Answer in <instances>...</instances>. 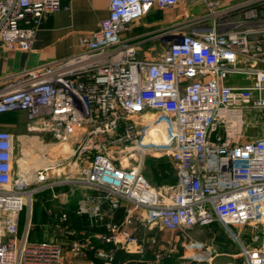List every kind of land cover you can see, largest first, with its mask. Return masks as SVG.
<instances>
[{"label": "built area", "instance_id": "2783aa9c", "mask_svg": "<svg viewBox=\"0 0 264 264\" xmlns=\"http://www.w3.org/2000/svg\"><path fill=\"white\" fill-rule=\"evenodd\" d=\"M67 1L0 0V45L31 51L43 20ZM186 2L203 12L161 34L162 53L141 57L145 40L129 37L127 27L155 6ZM109 13L80 38L79 53L24 69L0 89V116L24 113L28 132L50 133L66 151L16 177V137L0 128V264H67L63 244L19 235L27 201L58 187L82 192L77 215L106 228L99 238L113 248L99 257L109 264L119 250L164 264L178 252L164 234L214 224L238 242L241 264H264V137L243 132L245 110H264V0H110ZM154 152L170 156L176 186L156 188L146 176ZM120 209L122 224L106 221ZM58 219L76 236L67 213ZM249 229L251 246L241 240ZM70 250L84 255L79 240Z\"/></svg>", "mask_w": 264, "mask_h": 264}, {"label": "crops", "instance_id": "0c3cea01", "mask_svg": "<svg viewBox=\"0 0 264 264\" xmlns=\"http://www.w3.org/2000/svg\"><path fill=\"white\" fill-rule=\"evenodd\" d=\"M241 1L243 0H225V4L234 5ZM64 5L65 8L62 11L43 20L36 34L31 51H7L0 45V89L4 87L5 83L11 77L24 69L36 68L54 61L69 58L79 53L81 51L79 45L80 38L83 35L96 32L100 22L108 18L110 14V0H71L65 2ZM199 6H201L199 3L192 6L195 12L197 10L196 14L203 12V10L200 12ZM165 29L167 27H162L159 31ZM133 35H135L134 32H131L128 36H138ZM147 42L145 40L144 44ZM22 115L26 117L24 113L1 115L0 128L11 133L13 132L16 136H18L17 132L24 131L27 133L28 123L21 125L15 124L14 126L8 123H2L6 122L8 116L16 118ZM17 150L15 164L16 175H19L22 170L26 169L27 162L34 153H36V158L39 157L36 161L39 168L56 163L66 154L65 149L60 145H56L51 138L50 146L46 147L41 144L32 145L29 141L22 140ZM53 192L59 194V199L55 200L52 198ZM34 196L36 199L30 207L29 213L26 215L22 213L20 215L19 235L21 237L28 232V239L30 241L41 242L50 239L53 242L63 244L66 249L65 261L67 264H90L92 262L95 264H109L106 259L99 257V252H109L113 248L112 245L103 243L99 238V234L106 231V228H92L88 216H79L76 213L82 192L78 191L73 193L69 187H58L54 190L45 189ZM50 209L53 211V216H50ZM62 212L69 215L70 226L77 232L74 239L66 236L62 229V224L58 219ZM115 213L106 215V221L115 223ZM4 221L5 217L3 216L2 222ZM2 225L0 224V230ZM74 240H79L82 246L84 255L80 258H74L71 254V243ZM149 259L150 255L141 257L119 250L116 252L112 264H116V261H119V264H147ZM238 259V264H241V259ZM175 260L177 259L169 260L164 264H183ZM193 262L195 261H191L190 264H209ZM234 262L228 254L220 252L213 257L210 264H233Z\"/></svg>", "mask_w": 264, "mask_h": 264}, {"label": "rangeland", "instance_id": "374dc122", "mask_svg": "<svg viewBox=\"0 0 264 264\" xmlns=\"http://www.w3.org/2000/svg\"><path fill=\"white\" fill-rule=\"evenodd\" d=\"M193 5L194 4L191 2H186L179 7L167 10L155 6L144 18L129 25L127 27L126 34L129 35L131 32H134L135 35L133 36H142L141 40L148 41L147 43L143 44L144 46L142 47L141 57L149 56L152 53H162L164 51V47L162 46L163 41L160 38V35L177 24L197 15V10L195 12V10L192 8ZM199 7L201 12L203 7ZM162 27H167V29L159 31ZM150 116L151 115H148L147 117ZM244 122L245 125L243 132L245 139L264 137V110L246 109L244 113ZM2 123H8L11 126H14L15 124L21 125L27 124L28 122L27 118L22 115L16 118L13 116H8L6 122ZM17 134L18 136L14 134L16 136V149H18V146L22 143V140H27L32 145L41 144L44 147L50 146V138L53 140L50 133L46 132L26 133L22 131L17 132ZM38 158H36V153L31 155L29 161L27 162V167L25 169L26 172H31L36 168H39L37 166L38 164H36ZM145 163V174L156 188L168 189L176 186L178 182L177 168L168 154L154 152L149 156V158H147ZM15 176L17 177L18 174H15ZM35 199V196H33L32 204L34 203ZM30 207L31 205H29V202L27 201V206L25 207L24 211H22V213H25V215L28 214ZM22 213L20 215H22ZM3 216L4 215L2 212H0V224L3 221ZM260 227H263V224L262 226L260 224ZM251 230L249 229V231L241 237V240L249 246H251V241L249 240ZM234 231L238 232L237 229H234ZM74 237L75 236H70L69 238L74 239ZM163 237L165 242L164 244L167 245L166 247H171V245L174 246L175 244L178 246V252L171 260L177 259L175 261L180 263H184L185 261L191 262L195 260L197 262V259L202 258L203 256L205 257V255L207 256V252L211 253L210 258L214 257L220 252H223L228 254L230 259L235 261L234 263L238 264L239 259H235V257L241 251L240 245L235 240V238L228 234L219 224H214L204 229L195 227L186 232L164 234ZM47 241L51 240L48 239ZM261 244L262 239L255 243V246H260ZM205 263L210 264L211 261Z\"/></svg>", "mask_w": 264, "mask_h": 264}, {"label": "trees", "instance_id": "16d2710c", "mask_svg": "<svg viewBox=\"0 0 264 264\" xmlns=\"http://www.w3.org/2000/svg\"><path fill=\"white\" fill-rule=\"evenodd\" d=\"M126 212L125 209H120L118 211H116L115 215H114V222L116 224H122L124 218H125ZM195 263V262H193ZM116 264H119V261H116Z\"/></svg>", "mask_w": 264, "mask_h": 264}, {"label": "bare ground", "instance_id": "6f19581e", "mask_svg": "<svg viewBox=\"0 0 264 264\" xmlns=\"http://www.w3.org/2000/svg\"><path fill=\"white\" fill-rule=\"evenodd\" d=\"M158 131V130H157ZM156 129H152V132L150 133V135H152V137H157V136H159V137H162V140L164 141H166V136L165 135H163V133H161V132H158V134H156Z\"/></svg>", "mask_w": 264, "mask_h": 264}]
</instances>
